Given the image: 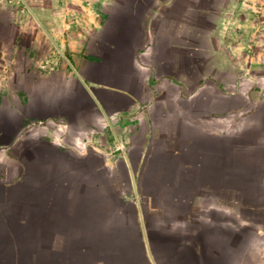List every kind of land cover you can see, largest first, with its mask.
I'll use <instances>...</instances> for the list:
<instances>
[{"label": "crops", "instance_id": "obj_1", "mask_svg": "<svg viewBox=\"0 0 264 264\" xmlns=\"http://www.w3.org/2000/svg\"><path fill=\"white\" fill-rule=\"evenodd\" d=\"M176 1L106 35L23 20L33 53L0 76V264H264V73L204 59Z\"/></svg>", "mask_w": 264, "mask_h": 264}, {"label": "rangeland", "instance_id": "obj_2", "mask_svg": "<svg viewBox=\"0 0 264 264\" xmlns=\"http://www.w3.org/2000/svg\"><path fill=\"white\" fill-rule=\"evenodd\" d=\"M162 0H0V76L6 72L12 63V58L22 57L21 53H33L30 45L22 43L21 28L24 19L31 23L43 22L56 37L73 34L68 28L74 21L77 30L84 33L97 32L94 27L101 24V34H111L116 30L119 16L123 11H136V7L142 6L144 12L143 22L153 18L152 6L164 3ZM181 7H190L186 13V29L179 31L182 35L193 36L195 30L192 21L196 19L197 35L201 32L200 52L207 58L206 53L218 51L219 53L233 52L239 60H235L238 66L248 68L255 74L264 73V0H177ZM194 4L198 5L195 12ZM157 8V7H156ZM201 9V10H199ZM162 11V10H160ZM132 13V12H131ZM182 14V12H181ZM159 21L162 22L163 11L160 12ZM155 22V21H154ZM174 22L171 26H175ZM177 31L172 28L171 31ZM186 30V32H185ZM109 32V34H110ZM100 33V32H99ZM82 37L81 33L74 34ZM93 35H98L97 33ZM210 41H214L211 45ZM27 45V46H26ZM25 46V47H24ZM27 49V50H26ZM66 49L61 52L66 53ZM20 53V55H19ZM225 62V61H223ZM243 66H240V65ZM262 78L258 76L257 78ZM230 78V77H228ZM2 158H0L1 160ZM14 206H11V208ZM253 214V213H252ZM255 219L264 225V213H257ZM257 240V237H256ZM254 257H263L258 249L257 241L252 244ZM256 261V260H255ZM250 264H254L252 261ZM257 264V263H255Z\"/></svg>", "mask_w": 264, "mask_h": 264}, {"label": "water", "instance_id": "obj_3", "mask_svg": "<svg viewBox=\"0 0 264 264\" xmlns=\"http://www.w3.org/2000/svg\"><path fill=\"white\" fill-rule=\"evenodd\" d=\"M75 24H76V23H75L74 21L70 22L68 28H69V29H76V27H74Z\"/></svg>", "mask_w": 264, "mask_h": 264}]
</instances>
